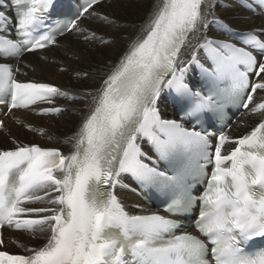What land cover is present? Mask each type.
I'll list each match as a JSON object with an SVG mask.
<instances>
[{
  "label": "snow or ice",
  "instance_id": "1",
  "mask_svg": "<svg viewBox=\"0 0 264 264\" xmlns=\"http://www.w3.org/2000/svg\"><path fill=\"white\" fill-rule=\"evenodd\" d=\"M9 2L14 16L0 0V103L9 112L51 104L57 96L91 104L65 141L74 149L67 155L15 139L0 148V230L47 235L43 245L14 254L0 232V264H264V122L235 140L217 126L230 102L264 112V100L254 103L264 92V27L244 31L235 42L217 40L204 34L207 17L223 22L202 6L223 5L153 0L95 95L70 96L49 82L18 80L19 68L9 61L55 46L66 33L97 39L79 22L101 0H84L75 10L72 0ZM238 2L249 11L257 5L264 15V0ZM193 69L199 79L189 82ZM165 90L180 108L179 120L161 115ZM64 111L40 108L38 114ZM230 143L236 146L222 154ZM201 176L203 189L194 186ZM122 179L130 192L162 196L169 215L126 211L115 193ZM180 218L192 219L198 234L185 230Z\"/></svg>",
  "mask_w": 264,
  "mask_h": 264
},
{
  "label": "bare ground",
  "instance_id": "2",
  "mask_svg": "<svg viewBox=\"0 0 264 264\" xmlns=\"http://www.w3.org/2000/svg\"><path fill=\"white\" fill-rule=\"evenodd\" d=\"M209 2L212 5L225 4L228 7L217 6L213 9L202 6V12L207 14L215 11L219 19L227 20L236 29L246 31L264 27V17H257L230 0H228L230 4L227 0H209ZM160 3L162 4L163 0H160ZM152 5L153 0H103L95 6V11L99 12L97 16L87 14L79 22L80 28L87 29L89 34L95 32L97 39L85 41L79 32L68 33L58 38L60 48L55 49V45L41 52L27 54L11 63L19 68L20 78L23 81L49 82L69 93L70 96L83 94L86 90H91L95 95L96 89L100 87L102 76L125 51L128 44L126 37L139 32ZM103 16H107L110 21L114 20L115 23L104 21ZM207 19L208 28L203 30L204 34L213 36L217 30L212 22L213 17L209 15ZM196 36H199V33H196ZM101 38L104 41L115 40V42L106 46L101 42ZM190 39L193 43L196 42L192 34ZM184 58H188L187 55ZM84 73H88V76L85 77ZM69 99L61 97L58 101L59 106L68 109L58 117H39L20 110L2 116L5 127L0 131V148L12 147L11 141L15 139L22 143H39L42 146L58 147L64 154H69L74 150L73 144L65 141L73 134L79 120L91 104L90 99L81 103L70 102ZM261 100H264V92L255 94L254 103ZM169 113L172 112L169 111ZM263 119L264 112L258 115L244 113L229 131V137L238 139L248 134ZM75 122H77L76 125ZM29 126H31L30 131L26 129ZM230 145L235 146L231 143ZM118 195L127 209L135 214L143 213L136 210L137 206L147 207L134 194L119 191ZM28 234L30 233L5 229L3 232L4 247L11 253H23L22 246L33 248L47 242L46 234H37L35 237Z\"/></svg>",
  "mask_w": 264,
  "mask_h": 264
},
{
  "label": "rangeland",
  "instance_id": "3",
  "mask_svg": "<svg viewBox=\"0 0 264 264\" xmlns=\"http://www.w3.org/2000/svg\"><path fill=\"white\" fill-rule=\"evenodd\" d=\"M222 4H223V3H222ZM223 6L226 7V8L228 7V5L226 6L225 4H223ZM98 13H99L98 11L93 12V16H94V17L97 16ZM208 13H209V12H208ZM95 14H96V15H95ZM223 20H224V19H223ZM225 21H227V20H225ZM227 22H228V21H227ZM228 23H229V22H228ZM229 24H230V23H229ZM230 25H231V24H230ZM60 45H61V44H60V42H59V43L55 46V49L58 48ZM59 48H60V47H59ZM37 57H40V55H39V56L37 55ZM102 77H103V76H102ZM76 124H77V122H75V125H76ZM234 125H235V124H234ZM234 125H233V126H234ZM250 130H251V129H250ZM28 235L31 236V237H34L32 234H28Z\"/></svg>",
  "mask_w": 264,
  "mask_h": 264
}]
</instances>
